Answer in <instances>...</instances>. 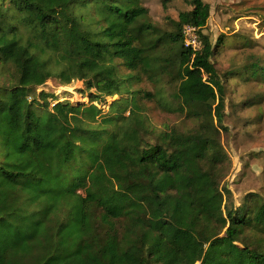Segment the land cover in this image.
<instances>
[{
    "label": "trees",
    "instance_id": "16d2710c",
    "mask_svg": "<svg viewBox=\"0 0 264 264\" xmlns=\"http://www.w3.org/2000/svg\"><path fill=\"white\" fill-rule=\"evenodd\" d=\"M183 1L192 9L176 33L158 37L140 0H0V66L16 74L0 85V264H264V245L242 240L264 234V201L231 208L220 187L227 87L214 46L206 35L199 52L184 44L211 6ZM166 39L179 104L158 103L204 110L186 134L159 133L132 90L137 73L162 81ZM52 79L84 83L89 103L61 101Z\"/></svg>",
    "mask_w": 264,
    "mask_h": 264
},
{
    "label": "rangeland",
    "instance_id": "374dc122",
    "mask_svg": "<svg viewBox=\"0 0 264 264\" xmlns=\"http://www.w3.org/2000/svg\"><path fill=\"white\" fill-rule=\"evenodd\" d=\"M211 6V16L206 28L200 35L209 37L215 49L212 62L219 76L227 87L225 120L219 129L217 139L220 141L228 161L223 168L224 177L220 183L223 190L227 188L231 195L225 204L239 208L249 204L248 197L258 194L260 203L264 201V0H204ZM167 4V7H164ZM140 5L149 9V17L142 23H149L157 30L156 36L175 34L174 21L179 14L192 8L183 0H140ZM222 38V40H220ZM172 42H165L155 50L156 73L164 74L157 83L142 73L135 78L132 90L137 93L138 106L149 117L150 123L159 133L176 129L186 134L199 126L204 110L179 109L170 111L162 108L166 101L178 105L174 97L178 84L176 57H171V69L162 66L170 53ZM255 65V66H254ZM254 67V68H252ZM262 69L260 70L259 69ZM256 68V69H255ZM248 69V70H246ZM254 69V70H253ZM245 76H241L242 71ZM258 70L256 76L252 72ZM123 75L131 74L121 68ZM16 74L12 67L3 70L0 66V85L15 82ZM46 89L58 95L61 101H70L74 105L88 104L87 88L82 82L63 86L52 79ZM90 93V92H89ZM111 102V99L108 100ZM202 117V116H200ZM218 127L217 122L215 123ZM255 201L252 206H254ZM104 231L108 226L103 225ZM119 229L124 231L122 224ZM252 247L264 245V234L249 230L242 238Z\"/></svg>",
    "mask_w": 264,
    "mask_h": 264
},
{
    "label": "built area",
    "instance_id": "2783aa9c",
    "mask_svg": "<svg viewBox=\"0 0 264 264\" xmlns=\"http://www.w3.org/2000/svg\"><path fill=\"white\" fill-rule=\"evenodd\" d=\"M184 44L186 48L199 52L202 49V39L199 29L193 26H185L183 29Z\"/></svg>",
    "mask_w": 264,
    "mask_h": 264
}]
</instances>
